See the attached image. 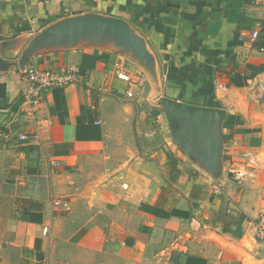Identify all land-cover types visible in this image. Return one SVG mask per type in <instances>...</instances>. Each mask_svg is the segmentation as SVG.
Segmentation results:
<instances>
[{"label": "crops", "instance_id": "obj_1", "mask_svg": "<svg viewBox=\"0 0 264 264\" xmlns=\"http://www.w3.org/2000/svg\"><path fill=\"white\" fill-rule=\"evenodd\" d=\"M87 12L128 21L157 76L113 44L42 50L25 63L76 68L80 80L39 88L28 104L16 63L25 44ZM256 27L264 0H0V35L23 38L0 53V195L10 202L0 264H264L249 222L264 210V174L249 175L264 162ZM165 97L224 111L218 169L175 139Z\"/></svg>", "mask_w": 264, "mask_h": 264}, {"label": "water", "instance_id": "obj_2", "mask_svg": "<svg viewBox=\"0 0 264 264\" xmlns=\"http://www.w3.org/2000/svg\"><path fill=\"white\" fill-rule=\"evenodd\" d=\"M0 53L17 48L22 37L3 39L0 35ZM113 44L122 53L130 54L154 77L157 76L156 59L144 37L132 25L119 17L87 12L59 19L33 35L25 44L16 63H25L33 54L48 49L73 46H106ZM0 58V69L6 67ZM173 127V134L190 153L202 157L207 166L218 169L221 153L219 126L225 113L216 107L162 99ZM229 175L234 176L233 172Z\"/></svg>", "mask_w": 264, "mask_h": 264}, {"label": "built area", "instance_id": "obj_3", "mask_svg": "<svg viewBox=\"0 0 264 264\" xmlns=\"http://www.w3.org/2000/svg\"><path fill=\"white\" fill-rule=\"evenodd\" d=\"M259 35V28L256 27L251 31V38L256 39ZM19 72L26 81L27 91H26V101L27 103L35 102V95L39 88H55V87H65L73 82L80 80V72L76 68H69L65 71H57L54 69H43L35 67L29 63H22L18 67ZM118 76L126 81H130V76L127 74L119 73ZM128 96H133L132 91L127 92ZM20 140H25L26 136L24 134L19 135ZM52 166H60L59 161L52 162ZM238 177L242 176L241 172H237ZM212 189L216 191L218 189L217 185H213ZM55 206H61L65 209H69V202L61 199L52 200ZM252 226L253 234L257 239H264V210L260 211L253 217L250 221ZM48 227L44 229L47 231Z\"/></svg>", "mask_w": 264, "mask_h": 264}, {"label": "rangeland", "instance_id": "obj_4", "mask_svg": "<svg viewBox=\"0 0 264 264\" xmlns=\"http://www.w3.org/2000/svg\"><path fill=\"white\" fill-rule=\"evenodd\" d=\"M257 165V166H256ZM256 165L254 166H250L252 167V173H250L249 175H255V174H264V162H261V163H257ZM250 176L251 178L254 177V176ZM242 182H244V177L241 179ZM0 189H4L3 188V184L2 186L0 185ZM10 205V202L8 200H6L2 195H0V244L2 245V240L6 237V221H5V218L7 216V210H8V207ZM0 245V255H4L5 253V248L3 246Z\"/></svg>", "mask_w": 264, "mask_h": 264}, {"label": "trees", "instance_id": "obj_5", "mask_svg": "<svg viewBox=\"0 0 264 264\" xmlns=\"http://www.w3.org/2000/svg\"><path fill=\"white\" fill-rule=\"evenodd\" d=\"M253 45L257 47L258 49H264V30L259 31V35L257 36V38L253 39ZM171 163L173 165V171L178 174L180 171L178 170L179 169L178 167L179 159L178 158L176 159L175 157H173L171 158Z\"/></svg>", "mask_w": 264, "mask_h": 264}]
</instances>
